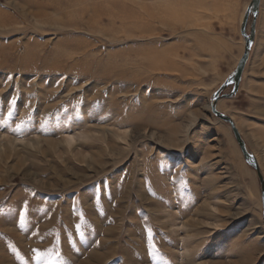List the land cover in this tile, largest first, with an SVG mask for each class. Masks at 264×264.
I'll list each match as a JSON object with an SVG mask.
<instances>
[{
	"label": "rangeland",
	"instance_id": "rangeland-1",
	"mask_svg": "<svg viewBox=\"0 0 264 264\" xmlns=\"http://www.w3.org/2000/svg\"><path fill=\"white\" fill-rule=\"evenodd\" d=\"M250 1L0 0V264H264Z\"/></svg>",
	"mask_w": 264,
	"mask_h": 264
},
{
	"label": "water",
	"instance_id": "water-1",
	"mask_svg": "<svg viewBox=\"0 0 264 264\" xmlns=\"http://www.w3.org/2000/svg\"><path fill=\"white\" fill-rule=\"evenodd\" d=\"M259 3H260V0H251L247 7V10L244 14V17L241 23V28H240V33L244 40V48H243L242 56L240 57L234 72L225 80V82L221 85V87L213 95V100L210 105V110L217 119H219L220 121L224 123H227L230 126L234 139L240 149V152L244 158L245 163L248 166L254 168L257 174V177L259 179L260 186H261V206H262L263 219H264V181L259 171L257 161L255 157L247 150L246 145L244 141L242 140L240 134L238 133L237 129L235 128L232 120L229 117L219 113L216 108L217 103L220 99L231 98L238 91L239 84L241 81V76L243 74L247 61L249 59L251 47L255 39V27H256V20H257L258 11H259ZM250 15L252 16V19H251V23L249 27V33L247 34L246 27H247V22L249 20ZM227 86H232L231 93L228 95H221V92Z\"/></svg>",
	"mask_w": 264,
	"mask_h": 264
},
{
	"label": "bare ground",
	"instance_id": "bare-ground-1",
	"mask_svg": "<svg viewBox=\"0 0 264 264\" xmlns=\"http://www.w3.org/2000/svg\"><path fill=\"white\" fill-rule=\"evenodd\" d=\"M259 6H260V3H259ZM234 72V71H233ZM241 78H242V76H241Z\"/></svg>",
	"mask_w": 264,
	"mask_h": 264
}]
</instances>
